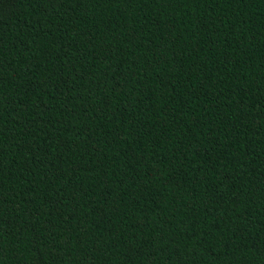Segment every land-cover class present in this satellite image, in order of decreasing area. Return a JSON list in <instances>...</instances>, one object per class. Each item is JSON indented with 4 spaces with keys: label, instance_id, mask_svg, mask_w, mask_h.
Wrapping results in <instances>:
<instances>
[{
    "label": "trees",
    "instance_id": "16d2710c",
    "mask_svg": "<svg viewBox=\"0 0 264 264\" xmlns=\"http://www.w3.org/2000/svg\"><path fill=\"white\" fill-rule=\"evenodd\" d=\"M0 264H264V0H0Z\"/></svg>",
    "mask_w": 264,
    "mask_h": 264
}]
</instances>
